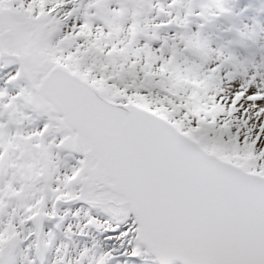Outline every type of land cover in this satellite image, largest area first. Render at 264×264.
<instances>
[{
    "label": "snow or ice",
    "instance_id": "obj_1",
    "mask_svg": "<svg viewBox=\"0 0 264 264\" xmlns=\"http://www.w3.org/2000/svg\"><path fill=\"white\" fill-rule=\"evenodd\" d=\"M0 264H264V4L0 0Z\"/></svg>",
    "mask_w": 264,
    "mask_h": 264
},
{
    "label": "rangeland",
    "instance_id": "obj_2",
    "mask_svg": "<svg viewBox=\"0 0 264 264\" xmlns=\"http://www.w3.org/2000/svg\"><path fill=\"white\" fill-rule=\"evenodd\" d=\"M254 2L257 4H264V0H254Z\"/></svg>",
    "mask_w": 264,
    "mask_h": 264
}]
</instances>
